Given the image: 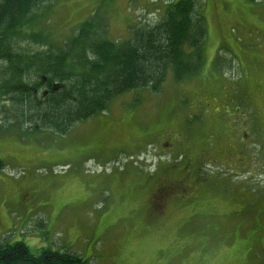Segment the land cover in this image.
I'll return each mask as SVG.
<instances>
[{
	"label": "rangeland",
	"instance_id": "rangeland-1",
	"mask_svg": "<svg viewBox=\"0 0 264 264\" xmlns=\"http://www.w3.org/2000/svg\"><path fill=\"white\" fill-rule=\"evenodd\" d=\"M101 1L54 0L38 29L62 43ZM203 3L194 77L126 93L64 135L4 126L0 97L1 241L90 264L264 263V0ZM105 4L97 21L113 41L166 7ZM20 46L41 49L28 37ZM164 180L187 189L160 203Z\"/></svg>",
	"mask_w": 264,
	"mask_h": 264
},
{
	"label": "trees",
	"instance_id": "trees-1",
	"mask_svg": "<svg viewBox=\"0 0 264 264\" xmlns=\"http://www.w3.org/2000/svg\"><path fill=\"white\" fill-rule=\"evenodd\" d=\"M53 1L0 0V97L7 99L3 109L10 119L4 126L14 120L30 132L64 135L75 123L107 112L114 99L145 89L158 92L168 75L179 83L205 63L203 0H156L166 6L163 16L132 24L128 38L116 41L99 23V11L108 5L104 0L59 44L38 29ZM25 37L41 49L21 47ZM0 264L90 262L51 249L34 256L22 242L0 240Z\"/></svg>",
	"mask_w": 264,
	"mask_h": 264
},
{
	"label": "flooded vegetation",
	"instance_id": "flooded-vegetation-1",
	"mask_svg": "<svg viewBox=\"0 0 264 264\" xmlns=\"http://www.w3.org/2000/svg\"><path fill=\"white\" fill-rule=\"evenodd\" d=\"M165 181L166 180H164V182L161 184L158 191H156V195H157L156 200L159 201L160 203H162L164 199L168 196H171L174 194L183 195L185 193V189L178 187V185H176L175 183H166ZM169 182L171 181L169 180Z\"/></svg>",
	"mask_w": 264,
	"mask_h": 264
}]
</instances>
